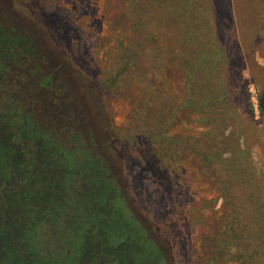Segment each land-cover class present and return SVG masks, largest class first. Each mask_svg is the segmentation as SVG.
Instances as JSON below:
<instances>
[{
	"label": "rangeland",
	"instance_id": "rangeland-1",
	"mask_svg": "<svg viewBox=\"0 0 264 264\" xmlns=\"http://www.w3.org/2000/svg\"><path fill=\"white\" fill-rule=\"evenodd\" d=\"M22 1L24 8L0 0V25L16 38L31 37L45 59L0 72V100L20 107L69 153L77 152L78 138V151L111 178L126 216L159 251L162 264H264L261 2ZM161 8L172 20L156 28ZM184 21L191 27L184 31L187 39L201 57L204 51L216 56L222 50L231 99L225 112L215 106V116L226 114L224 124L192 125L188 110L169 120L187 90L175 61L178 51L188 49L181 38ZM46 27L67 55L52 45ZM165 53L171 62H160ZM127 54L131 57L122 61ZM108 74L116 91L102 92V105L93 83L103 91ZM207 87V94L216 92L212 84ZM200 93L190 94L197 100ZM5 112L0 104V121L4 115L14 118ZM166 138L183 144L175 148ZM145 139L148 143L137 144ZM11 140L13 149H31L28 140ZM21 176L10 175L8 193Z\"/></svg>",
	"mask_w": 264,
	"mask_h": 264
},
{
	"label": "trees",
	"instance_id": "trees-1",
	"mask_svg": "<svg viewBox=\"0 0 264 264\" xmlns=\"http://www.w3.org/2000/svg\"><path fill=\"white\" fill-rule=\"evenodd\" d=\"M259 1L264 9V0ZM14 2L18 8H24L26 3L22 0ZM157 12L162 14L155 18L159 20L156 28L162 27L164 22H171L172 18L167 17L168 13L162 8ZM184 22L186 25L181 26L182 32L187 27L191 28L187 21ZM45 30L52 45L63 52L51 31L47 27ZM176 32L169 36V40L175 37ZM164 34L166 33L161 35ZM187 36L184 32L181 38L188 49L178 51L175 58L183 69V81L187 90L180 103L176 107L173 105L169 120L174 122L176 113L188 110L192 125L224 124L226 114L223 113L218 118L215 116V106L225 112L231 99L230 83L226 80L225 72L227 63L224 64L222 50L218 49L216 56L204 51L201 57L196 47L192 48ZM215 49L217 50L216 47ZM130 57L127 54V58L122 57V61ZM40 58L45 59L31 37L22 35L16 38L0 25V72L16 70L17 66L24 65L23 61L36 65ZM189 61L195 69L190 67ZM160 62H171L167 53L163 54ZM125 66L127 67V62ZM197 71L201 72L198 79L194 77ZM78 72L81 78L88 79ZM109 73L112 74L110 71ZM109 78L108 74L107 87L103 91L93 83L102 105V92L105 95L116 91ZM210 84L216 89L214 94H207V85ZM203 89H206L205 94L200 93ZM191 91H197L203 96L193 100ZM236 95L240 96L238 90ZM0 104L6 110V115L8 113V116H14L8 119L4 115L0 121V264H140L141 260L147 262L154 259V254H148L149 250L157 253V264L163 263L159 251L126 216L120 204L119 192L108 174H103V168L91 156L89 159L84 152L81 154L78 151L82 148H78L80 145L75 142L78 138L74 139L77 152L69 153L60 143L52 141L41 126L37 127L28 116L25 117L23 110L12 101L1 99ZM104 110L109 118L105 107ZM162 121L164 119L156 125L161 126ZM170 122L166 124L169 125ZM159 131L163 138L166 137L165 131ZM12 136L18 140H28L32 145L31 149H13L9 145ZM148 140L151 144L156 142L155 137ZM166 140L174 147L183 144L181 140ZM146 142L148 143L147 139L137 144ZM114 143L117 141H113ZM17 159L24 160L25 163L20 165ZM206 168L210 172L211 166ZM20 172L21 180L15 183L18 186L14 185V191L8 193L6 182H9L10 175ZM127 220L131 221V227L136 232L129 230ZM138 247H143L145 251H140Z\"/></svg>",
	"mask_w": 264,
	"mask_h": 264
},
{
	"label": "flooded vegetation",
	"instance_id": "flooded-vegetation-1",
	"mask_svg": "<svg viewBox=\"0 0 264 264\" xmlns=\"http://www.w3.org/2000/svg\"><path fill=\"white\" fill-rule=\"evenodd\" d=\"M123 221H125V220H123ZM127 224H128V226H130L129 230L136 232V230L133 227H131V221L127 220ZM137 235H138V232H137ZM141 238H142V236H141ZM138 240H140V239L138 238ZM138 248L140 249V251L144 250L143 247H138ZM149 251H151V250H149ZM149 251H148V254H151V253L154 254V259L153 258H151L149 260L147 259L148 260L147 262L145 260H141L140 264H157V253L155 251L154 252L153 251L149 252ZM133 262L135 263L134 260H133Z\"/></svg>",
	"mask_w": 264,
	"mask_h": 264
}]
</instances>
